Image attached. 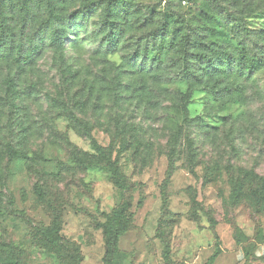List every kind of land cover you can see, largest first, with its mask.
Masks as SVG:
<instances>
[{"label":"rangeland","instance_id":"obj_1","mask_svg":"<svg viewBox=\"0 0 264 264\" xmlns=\"http://www.w3.org/2000/svg\"><path fill=\"white\" fill-rule=\"evenodd\" d=\"M115 1L63 0L62 13L77 20L66 23L62 57L47 51L24 71L0 63V241L20 250L27 264H58L30 235L49 224L33 194L44 184L65 205L60 236L78 248L81 264H104L95 222L124 202L132 206L129 229L113 264H206L213 255V264H264V201L257 206L251 198L264 185V69L240 81L242 103L221 105L197 92L187 104L180 63L166 56L160 70L166 85L140 98L138 70L149 34L158 32L166 12L181 13L190 26L198 10L191 0L179 11L175 1L128 0L113 22ZM243 20L264 29L261 13ZM112 31L120 36L113 51ZM253 44L249 51L258 55ZM93 143L112 149L125 190L90 158ZM9 150L26 159L10 160ZM239 183L242 198L232 206Z\"/></svg>","mask_w":264,"mask_h":264},{"label":"trees","instance_id":"obj_2","mask_svg":"<svg viewBox=\"0 0 264 264\" xmlns=\"http://www.w3.org/2000/svg\"><path fill=\"white\" fill-rule=\"evenodd\" d=\"M128 0H116L108 18L113 22L121 19V8ZM175 1L181 10L184 0ZM198 11L191 17V25L187 26L185 18L176 11L166 12L161 17L158 32L149 34L144 54V64L139 67L142 85L136 94L143 98L152 94L154 89H161L163 74L161 60L171 56L172 62L178 59L182 68L179 83L187 86L183 96L185 103H190L197 92L205 95L206 100L213 98L221 105L230 103L234 98L242 103L243 87L240 81L250 82L253 76L264 69V29L253 30L244 23V17L253 13L264 15V0H191ZM63 0H0V16L4 17L3 28L0 29V63H8L24 71L34 67L47 51L62 57L68 39L67 22L77 20L73 13L68 18L62 13ZM35 11H45L47 16L36 14ZM176 13V14H175ZM131 15V14H127ZM6 22V25H5ZM154 21L151 18L150 25ZM197 24L195 27L194 25ZM18 27V31L13 29ZM118 31V30H116ZM253 41V47L258 55H251L248 42ZM120 42L119 32L112 31L107 37V44L116 49ZM262 43V46H261ZM261 46V47H260ZM155 56L149 62V55ZM149 62V64L147 63ZM137 57L134 58V66ZM176 63V64H177ZM175 64V65H176ZM11 86L13 81H11ZM208 103V102H207ZM95 155L90 157L96 164L103 167L110 175L111 184L120 191L125 190L126 183L120 173L118 161L113 157L112 149L93 143ZM10 160H25L26 157L13 151H8ZM3 157V152L1 153ZM94 164L87 162V165ZM244 185L239 183L231 191L230 204L237 206L242 198ZM33 194L49 216L46 227L33 228L31 239L44 252L55 256L58 264H81L82 256L78 248L60 236L63 225V209L65 205L56 199H51L44 184H36ZM251 198L257 206L264 201V185L260 190L251 193ZM132 206L121 203L108 215L103 222H95V227L101 230L105 256L104 264H113L118 255V240L129 229L127 216ZM4 213L0 199V218ZM163 259L168 263L167 244L164 245ZM216 256H211L206 264H213ZM0 264H27L23 253L10 244L0 241Z\"/></svg>","mask_w":264,"mask_h":264}]
</instances>
